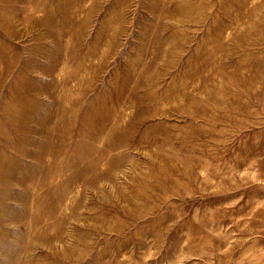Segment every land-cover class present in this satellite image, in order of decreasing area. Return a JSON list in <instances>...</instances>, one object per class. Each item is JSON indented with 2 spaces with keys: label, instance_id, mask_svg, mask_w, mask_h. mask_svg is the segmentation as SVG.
<instances>
[{
  "label": "rangeland",
  "instance_id": "1",
  "mask_svg": "<svg viewBox=\"0 0 264 264\" xmlns=\"http://www.w3.org/2000/svg\"><path fill=\"white\" fill-rule=\"evenodd\" d=\"M0 264H264V0H0Z\"/></svg>",
  "mask_w": 264,
  "mask_h": 264
}]
</instances>
